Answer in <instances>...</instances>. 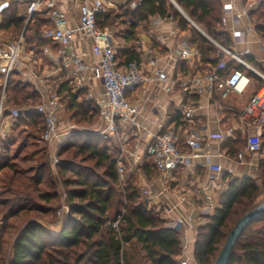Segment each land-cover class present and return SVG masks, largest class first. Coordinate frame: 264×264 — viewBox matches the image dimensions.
Listing matches in <instances>:
<instances>
[{
  "label": "trees",
  "instance_id": "trees-1",
  "mask_svg": "<svg viewBox=\"0 0 264 264\" xmlns=\"http://www.w3.org/2000/svg\"><path fill=\"white\" fill-rule=\"evenodd\" d=\"M174 1L207 35L229 46L228 36L222 30L219 0ZM16 11L15 4H8L1 13L0 29H11L15 37L23 29L28 47L46 44L40 31L47 21L35 15L24 26V18H18ZM169 12L180 28L199 37L202 59L211 62L209 56L216 48L197 34L168 0H140L134 10L127 8L125 15L131 22L123 20L125 30L119 34L125 43L135 41L137 22L155 15L165 17ZM248 16L264 42V0ZM115 18L109 21L108 15L99 14L95 22L103 28L114 23ZM116 58L121 66L139 60L133 47L117 50ZM238 68L254 79L258 87H264V81L248 69L241 65ZM18 77L14 70L5 85L6 107L18 108L20 114L7 135L0 138V264H136L134 259L140 264H179V232L158 211L147 207L135 179L124 186L119 182L108 141L95 133L100 110L93 100L86 98V91L72 92L68 83L57 90L70 113L69 121L83 124V130H74L63 140L56 151L59 163L52 166L51 152L41 139L43 118L34 109L40 103L39 93ZM2 82L0 74V93ZM36 143L41 148L28 155L26 151ZM19 159H35L36 165L31 171H24L16 164ZM146 167H153L148 158ZM54 172L63 193L54 182ZM256 174L264 188V158ZM223 183L218 206L210 215L203 216L204 223L195 229V264H213L236 221L263 201L262 188L254 178L226 175ZM60 198L66 203L67 214L53 231L39 219L51 212ZM115 221L117 228L112 227ZM227 264H264V214L252 220L239 235Z\"/></svg>",
  "mask_w": 264,
  "mask_h": 264
},
{
  "label": "crops",
  "instance_id": "crops-1",
  "mask_svg": "<svg viewBox=\"0 0 264 264\" xmlns=\"http://www.w3.org/2000/svg\"><path fill=\"white\" fill-rule=\"evenodd\" d=\"M56 1L59 9L66 14V26L76 28L81 0ZM87 1L91 3L93 0ZM101 1L106 8L105 15L109 16V21L118 16L114 23L100 28L109 33L116 51L133 47L139 57L135 63L138 64L144 77L153 78L154 72L159 69L163 70L169 81L173 82L169 84L170 87L167 90L165 88L168 84L147 81L136 92L127 95L131 104L137 108L140 127L138 137L131 135L133 131L131 128L119 129V132L122 133V140L118 145L119 155L121 147L131 150L133 144L137 143L141 163L136 167L128 168H131L132 173H137L138 185H141L142 190H146V199L150 202L149 204L160 213L161 218L168 221L169 226L177 216H192L194 222L191 228L184 227L180 230V239L183 245L180 261L183 260L185 264H195L190 258L194 243V227L199 221H202L203 216L210 215L213 209L218 206V195L225 188L223 178L226 175L254 178L264 192L256 174L260 160L264 158V139H262L264 126L257 130L254 125L242 117V112L250 98L263 86L258 87L256 81L249 77V85L242 93L208 91L205 81L201 86H193L183 92L176 80L181 77L192 79L204 76L213 70L225 78L233 70H240L238 66L241 64L231 55L223 52L218 45L229 50L231 54L237 55L257 72L264 75V42L255 33L254 25L248 16L249 4H241L239 0H219L222 30L229 39V46L226 47L207 35L204 29L194 23L174 0H168L190 27L216 48L215 53L209 56L211 62H205L202 59L199 42H197L199 37L189 29L180 28L170 12L165 17L155 15L137 22L135 41L125 43L119 34L125 30L123 20L131 22V19L126 17L125 10L127 8L134 10L137 6L133 7L132 4L137 3L138 5L140 0ZM2 2L15 4L17 17L24 18L27 0H0V4ZM228 2L232 4V11L223 10V5ZM37 16L47 21L42 29L49 25L46 14ZM234 30L241 31L240 38L232 35ZM13 38L16 37L11 33V29H0V41ZM45 42L46 44L40 47H28L25 44L24 53L15 68V71L19 73L18 79L33 84L41 96L40 103L45 102L48 96L55 94L61 106L60 114L62 111L65 112V108L57 90L64 83L71 86L72 92L79 89L85 90L86 98L95 102L100 110V115L102 110H107V98L103 93L101 82L89 77L85 83L78 86L71 70L64 67L57 58H51L57 53L58 46L48 41ZM90 45V39L75 33L70 48L65 49V52L79 56L84 62H92L94 58L90 55ZM181 50H186L188 55L182 56ZM252 73L263 80L254 72ZM53 84H55V90L46 95ZM188 108L193 110L192 122L182 120V112ZM66 124H72L68 118L66 123L60 122L63 132L66 131ZM160 124L175 126L179 138H182L190 130H198L204 137V145L209 150L208 162L219 166L221 171L230 170L231 174L225 173L221 180L209 179L208 174L210 173L202 158L193 159L190 167L176 168L166 176L158 174L153 167H146L145 146L149 138L159 131ZM228 129L233 130L231 134L227 133ZM213 135L214 137H212ZM215 135L221 138H217ZM257 135L260 147L250 152L246 149V140ZM180 148L185 150L182 143H180ZM238 153L243 154L242 159L237 158ZM128 161L130 158L124 155L123 163L128 165ZM133 170L137 172H133ZM143 195L145 197V193ZM262 200L264 201V198Z\"/></svg>",
  "mask_w": 264,
  "mask_h": 264
},
{
  "label": "built area",
  "instance_id": "built-area-1",
  "mask_svg": "<svg viewBox=\"0 0 264 264\" xmlns=\"http://www.w3.org/2000/svg\"><path fill=\"white\" fill-rule=\"evenodd\" d=\"M8 6L7 2L0 4V21L1 13ZM133 7L137 3L132 4ZM223 10L232 11L231 2L223 5ZM106 8L101 0H93L89 3L87 0H81L79 8L78 23L76 28H68L66 26V14L59 9L56 0H27L24 26L32 20L35 15L46 14L49 25L44 27L40 36L43 40L58 46L57 53L51 58L60 60L64 67L71 70L76 84L81 86L87 79L93 78L99 80L102 84L103 93L107 98V110H102V128H98L95 132L103 139H117L122 133L120 128H131V135L138 137L139 122L137 118V108L131 104L127 95L136 92L147 81H155L168 84L165 88L169 90L170 83L166 73L157 69L153 78H146L142 75L139 66L135 62H128L121 66L116 58V49L113 45L111 37L107 31L101 30L95 22V17L99 14H105ZM79 33L84 38L91 40L90 55L94 58L92 62H84L79 56L67 54L65 49L70 48L74 39V34ZM232 35L236 38L241 37V31L234 30ZM218 47L228 55H231L239 64L246 69L254 72L264 80V75L257 72L244 60L235 54H231L226 48ZM25 50L23 38V30L16 38L11 40L0 41V74L3 76L2 91L0 93V138H4L11 126L20 114L18 108H7L5 99V85L9 75L15 70ZM47 52V50H44ZM182 56H187L186 50H181ZM207 83L208 91L220 90L235 93H242L249 85V77L241 70H233L225 78L219 76L218 72L213 70L204 76L192 79L178 78L177 83L180 84L182 91H188L191 87H199ZM60 103L55 94L46 98V101L38 104L34 109L43 118L42 141L48 146L51 152V165L59 163L56 157L58 146L68 137L74 130L72 124H66V131L61 130L60 125ZM182 120L184 122H192L193 110L185 109L182 112ZM242 117L254 125L257 130L264 126V87L258 89L250 98L247 106L242 112ZM232 129H228L227 133L231 134ZM214 137V135L212 136ZM221 138L220 136H216ZM121 141L119 140V143ZM182 143L185 150L180 148ZM260 147L259 137H249L246 140V149L250 152ZM124 155L130 158L129 167H136L141 163V156L138 153V145L134 143L131 150H125L121 147V154L115 159L116 170L118 175L123 174L125 165L123 163ZM145 156L150 160L154 170L166 176L176 168H188L192 164L193 159L202 158L204 165L209 170L208 178L211 180H221L222 176L231 171H221L217 165L208 162L209 150L204 145V137L194 129L186 133L182 138L178 137L175 126L159 125V131L153 134L146 146ZM238 159L243 158L242 153L237 154ZM64 198V195H62ZM58 214L61 212L58 211ZM192 216H177L174 218L171 227L180 230L184 227L193 225ZM113 228H117V221L112 224ZM185 264V263H180Z\"/></svg>",
  "mask_w": 264,
  "mask_h": 264
},
{
  "label": "rangeland",
  "instance_id": "rangeland-1",
  "mask_svg": "<svg viewBox=\"0 0 264 264\" xmlns=\"http://www.w3.org/2000/svg\"><path fill=\"white\" fill-rule=\"evenodd\" d=\"M239 1H240L241 4H245V5L249 4L250 10H251V9H256L258 7V4L262 0H239ZM53 90H55V84L51 85V88H49V90L47 91L46 95L52 93ZM40 100H41V96L39 95V100L38 101H40ZM62 104L64 105V103H62ZM64 108H65V106H64ZM60 115H61V122L62 123L65 122L66 123V120H67L68 116L70 115V113L65 108V112L62 111ZM71 123L73 124V126L75 128L74 129L75 131H82L83 130V128H82L83 124L77 125L73 121ZM102 125L103 124H102V118H101L99 121L96 122V125L94 126V129L95 128H97V129L98 128H102ZM97 129H96V131H97ZM105 140L108 141V147L107 148H108L109 155H110V157L112 159L115 160L119 156V151L120 150H119V146L118 145H119V140L121 141L122 137L120 135L119 140H117V139H105ZM115 146H118V147H115ZM40 148H41V145L39 143H36V144H34L33 147H30L26 152L29 155V153L32 152L33 150H39ZM35 162H36L35 159H33V161L31 160V161H25V162L22 161L21 159H19V160H17L16 164L18 165L19 168L23 169L24 171L25 170H30L31 171L36 165ZM128 167H129V165H125V171L123 172L122 176L118 175L119 182L122 184V186H124L125 183L131 182L133 179H135L134 181H135L136 186L139 188V192H140V196H141L142 200L145 201V203L147 204V207L154 208L153 206H151L149 204L150 202L146 199V197H147L146 190H142L141 189V185L140 186L138 185L139 184V182H138L139 180H138L137 173H132L131 168H128ZM133 172H137V171L133 170ZM53 178H54V182L59 185V187H60L59 190L61 192L62 191L61 190V183H60L59 177L57 176V174H55V172L53 173ZM147 190H148V188H147ZM61 193H63V192H61ZM144 193H145V197L143 195ZM263 196H264V192L262 191L260 197H263ZM154 210H155V208H154ZM58 211H60L61 213L58 214L57 213ZM66 214H67L66 203L62 200V198H60L59 203L56 206H54V208L51 210V212H48L47 215L44 218H41L39 220H41V222H43L45 225H47L48 229L56 231L60 227L61 223L63 222ZM203 223H204V221L202 220V221H199V223H197L195 225V227H194V237H195V229H196V227L198 225L203 224ZM180 230H182V229H180ZM180 230L178 232H179V240L181 242ZM181 248H182L181 249V254H182V250H183L182 243H181ZM180 258H181V255L179 257V264L180 263H184L183 260L180 261ZM190 258L193 259V262H194L193 250H192V254H191ZM134 261H135L136 264H140V263H138L137 259H134Z\"/></svg>",
  "mask_w": 264,
  "mask_h": 264
},
{
  "label": "water",
  "instance_id": "water-1",
  "mask_svg": "<svg viewBox=\"0 0 264 264\" xmlns=\"http://www.w3.org/2000/svg\"><path fill=\"white\" fill-rule=\"evenodd\" d=\"M175 4V3H174ZM264 214V201L261 202L257 207L254 209L244 213L233 225L231 230L228 232L225 241L221 247V249L218 252V255L214 261L213 264H227L231 255V252L233 250V247L239 237V235L242 233V231L245 229V227L254 219H256L258 216Z\"/></svg>",
  "mask_w": 264,
  "mask_h": 264
}]
</instances>
